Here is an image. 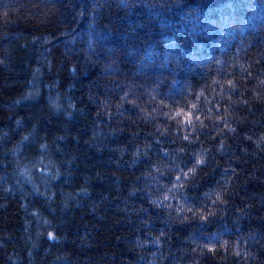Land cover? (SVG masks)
<instances>
[{
    "label": "trees",
    "instance_id": "16d2710c",
    "mask_svg": "<svg viewBox=\"0 0 264 264\" xmlns=\"http://www.w3.org/2000/svg\"><path fill=\"white\" fill-rule=\"evenodd\" d=\"M0 264H264V0H0Z\"/></svg>",
    "mask_w": 264,
    "mask_h": 264
},
{
    "label": "snow or ice",
    "instance_id": "6c2138e0",
    "mask_svg": "<svg viewBox=\"0 0 264 264\" xmlns=\"http://www.w3.org/2000/svg\"><path fill=\"white\" fill-rule=\"evenodd\" d=\"M198 163H199V161H198Z\"/></svg>",
    "mask_w": 264,
    "mask_h": 264
}]
</instances>
